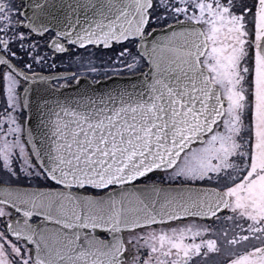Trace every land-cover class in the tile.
Masks as SVG:
<instances>
[{
  "label": "water",
  "instance_id": "obj_1",
  "mask_svg": "<svg viewBox=\"0 0 264 264\" xmlns=\"http://www.w3.org/2000/svg\"><path fill=\"white\" fill-rule=\"evenodd\" d=\"M80 3L33 0L30 13L35 20L45 18V29L79 48L107 49L138 39L137 50L147 66L139 73L112 74L96 81L79 76L72 84L57 87L52 80L73 73L27 74L0 54V66L6 63L28 81L20 102L16 97L12 104L15 111L25 113L23 135L29 153L20 156L29 164L31 158L36 171L61 186L0 183V204L20 213L7 225L8 233L35 236L28 239L35 264H43L41 256L47 250L49 258L51 250L55 258L59 255L57 264H121L124 232L183 218H211L237 204L238 191L231 189L134 184L153 172L172 170L188 153L203 150L197 148L225 119L232 94H226L205 62L211 40L204 20L175 22L145 34L153 0ZM260 51L264 53V39ZM261 74L257 110L263 118L264 141ZM238 145L231 147L233 153ZM110 186L115 188L99 196L81 192L85 187ZM239 190L246 194L244 187ZM43 204L51 206L44 210ZM240 206L239 210L244 205ZM34 215L42 219L30 225ZM96 229L106 231L109 238H100ZM1 252L0 264H6Z\"/></svg>",
  "mask_w": 264,
  "mask_h": 264
},
{
  "label": "flooded vegetation",
  "instance_id": "obj_2",
  "mask_svg": "<svg viewBox=\"0 0 264 264\" xmlns=\"http://www.w3.org/2000/svg\"><path fill=\"white\" fill-rule=\"evenodd\" d=\"M72 1L75 2L76 0ZM89 1L92 2V0ZM28 2L29 0H0V54L27 74L73 73V76L68 78L52 80V84L57 87L64 84L70 85L79 76L88 77L92 80L106 76L93 74L92 54L94 50L107 49L92 45L79 48L73 44H68L66 39L58 37L52 29H45L44 27L28 28L27 24L45 25L46 22L45 18H36L37 20H35L31 17L26 11ZM186 4L188 5V0H153L145 34L154 27H161L174 22L199 21V18L194 16L192 12L188 13ZM164 8L167 11L166 14H168V16H165L167 17V23L162 21L163 18L160 13ZM214 11L217 15V23L225 25L229 31L228 34H232L231 40L235 43L233 48L239 57L235 68V79L237 81L232 84V90L243 96L240 103L242 108H234L236 112L233 109L231 118L239 121L240 134L241 132L245 133L252 142L251 146L245 147L239 142V145L233 151L235 153L253 154L255 149L254 139L256 138L254 120L258 107L257 95H255L254 69L259 66L264 74V53L260 51V44L264 39V0H215ZM127 43L132 44L134 56L138 62L141 60V66L140 64L137 65L136 62H131L124 67L114 69L109 75L114 73L132 74L143 71L146 67L144 59L137 51L138 40H127L125 43L114 45L112 48ZM27 83L28 81L17 76L6 63L1 64L0 109L3 105L7 106L5 114L8 116V126L0 131V148L1 152L8 153L11 157L14 155L16 158L22 152L29 153L23 135L25 113L22 110L16 113L12 105L15 103L16 97L19 98L20 102V93ZM244 117L248 124H245L243 128ZM12 122L15 123L11 125ZM1 125L4 124L1 123ZM12 127L16 129H12ZM200 148L203 147L197 149ZM192 154L193 152H190L182 157V164L186 165ZM250 158L251 155L249 160ZM28 161L31 167L36 170L37 166L34 161L31 158ZM10 162L9 168H12L13 160ZM182 164L172 170L153 172L136 183L190 184L212 186L224 190L218 184L203 183L214 178L217 179L218 174L216 171L208 175L198 173L199 178L188 180L183 178L184 170L183 167H180ZM39 174L42 180L47 181V184H36L34 186L59 188V186L50 183L42 172H39ZM8 184L24 185L20 183ZM81 192L97 196L103 191L85 188ZM42 206L45 210L46 207L51 205L43 204ZM231 208V210L220 212L211 218H183L175 222L154 223L124 232V256L121 264H264V252L262 251L264 243L240 245L238 251L237 246L220 241L221 226L227 223L228 217L234 216L239 211L235 203L231 205ZM248 210L247 212H249ZM19 217L20 213L16 212L11 205L0 204L1 253L6 256V264H35L33 262V247L28 243V239L31 240L35 236L28 234V232L25 234L23 229H16L18 227L13 229L22 232L25 237H12L8 233L7 225L12 221H17ZM41 219L42 217L34 215L28 220V223L33 225ZM51 221L48 219V222ZM83 229L88 230L87 228ZM98 235L103 240L109 238L106 231L98 230ZM43 236L46 238V234ZM50 247L51 249L54 248V246ZM49 251H43L44 254L41 256L40 262L43 264L59 263V255H57L58 258H55L54 250H51V254H53L51 258L46 256Z\"/></svg>",
  "mask_w": 264,
  "mask_h": 264
},
{
  "label": "rangeland",
  "instance_id": "obj_3",
  "mask_svg": "<svg viewBox=\"0 0 264 264\" xmlns=\"http://www.w3.org/2000/svg\"><path fill=\"white\" fill-rule=\"evenodd\" d=\"M215 0H188V13L202 18L206 24L208 35L211 40V47L206 58V64L213 72V77L224 86L226 94H232V100L228 104L227 114L223 122L219 125L213 135L204 143L203 150L193 153L190 161L183 166V178L188 180L199 178L198 173L210 174L217 172V179H212L204 184H218L221 188L231 189L237 195V206L244 205L233 217L227 219V223L220 228V241L226 244L237 246L256 245L264 243V148H263V118L261 112L256 111L254 120L255 134L253 154L233 153L232 146L252 145L249 136L245 133L240 134L238 122L231 118L233 109H241L243 96L232 90V84L236 82V62L238 53L235 52L231 43V36L227 34L225 25L217 23V15L214 11ZM165 8L160 11L165 23L167 20ZM165 17V18H164ZM132 44H124L107 50H94L92 54V72L94 75L101 74L108 76L110 72L119 67H124L131 62L141 63L134 56ZM141 66V64H140ZM60 70V69H58ZM255 72V95L258 89L263 88V75L261 68L257 66ZM5 103V102H4ZM7 106L3 105L0 109V131L8 126ZM234 109V112H236ZM18 111H16L17 113ZM245 123L248 124L244 117ZM4 124L3 126L1 125ZM12 124V123H11ZM250 124V123H249ZM262 128V129H261ZM236 138L234 139V135ZM240 134V136H239ZM243 137V138H242ZM238 138V141H237ZM236 142V143H234ZM251 158L249 160V157ZM12 158V159H11ZM12 168H9L10 161ZM235 162V163H234ZM249 163V164H247ZM0 183H20L34 186L36 184H47L42 180L39 171L34 170L25 157L1 152L0 148ZM235 184V186H233ZM240 188H245L246 194H240ZM252 190L254 192H252ZM249 207V212L246 206ZM256 205V206H255ZM255 206V207H254ZM2 249H0L1 251ZM1 257V256H0Z\"/></svg>",
  "mask_w": 264,
  "mask_h": 264
}]
</instances>
